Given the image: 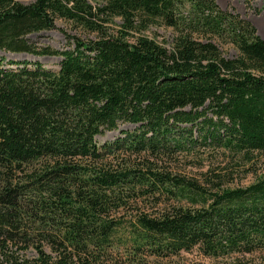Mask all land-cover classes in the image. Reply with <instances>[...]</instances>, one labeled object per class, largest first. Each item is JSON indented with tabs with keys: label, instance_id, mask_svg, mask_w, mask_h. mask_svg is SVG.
<instances>
[{
	"label": "trees",
	"instance_id": "obj_1",
	"mask_svg": "<svg viewBox=\"0 0 264 264\" xmlns=\"http://www.w3.org/2000/svg\"><path fill=\"white\" fill-rule=\"evenodd\" d=\"M58 20L94 39H28ZM0 50L61 60L0 59V264L194 250L264 264V40L249 21L216 0H0Z\"/></svg>",
	"mask_w": 264,
	"mask_h": 264
},
{
	"label": "rangeland",
	"instance_id": "obj_2",
	"mask_svg": "<svg viewBox=\"0 0 264 264\" xmlns=\"http://www.w3.org/2000/svg\"><path fill=\"white\" fill-rule=\"evenodd\" d=\"M19 3L28 5L34 0H15ZM219 7L223 10L229 9L233 13L240 15L243 19L249 21L257 30L258 35L264 40V0H216ZM260 33V34H259ZM160 36L170 37L171 32L162 29L158 32ZM73 36L83 40L94 39V36L88 34L83 29L68 23L63 20L56 22V28L51 31H46L37 35L29 36L28 39L36 46H48L54 49L62 50L67 45V37ZM228 53L232 56L235 55L234 50L227 49ZM4 58L7 61L23 62L28 61L31 63L39 62L48 70L53 72L59 71L60 59L56 57H34L26 54H10L0 50V59ZM126 129V128H125ZM118 136L117 133H109L104 138H100L101 142L112 141ZM258 167L261 169L259 175L264 173V156H258ZM213 166L207 162L202 170L187 169L185 174L199 178L201 174L207 172ZM256 177L254 174H249L246 178L236 177L234 185L230 188H246L254 183ZM170 264H225L221 261L211 260L205 258L198 250L191 253H184L180 258L173 260Z\"/></svg>",
	"mask_w": 264,
	"mask_h": 264
},
{
	"label": "bare ground",
	"instance_id": "obj_3",
	"mask_svg": "<svg viewBox=\"0 0 264 264\" xmlns=\"http://www.w3.org/2000/svg\"><path fill=\"white\" fill-rule=\"evenodd\" d=\"M260 34V33H259Z\"/></svg>",
	"mask_w": 264,
	"mask_h": 264
}]
</instances>
